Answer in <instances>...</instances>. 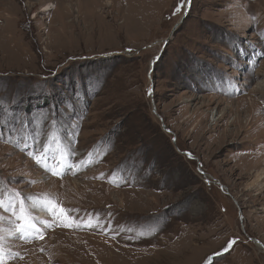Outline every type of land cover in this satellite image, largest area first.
Listing matches in <instances>:
<instances>
[{
    "label": "rangeland",
    "instance_id": "rangeland-1",
    "mask_svg": "<svg viewBox=\"0 0 264 264\" xmlns=\"http://www.w3.org/2000/svg\"><path fill=\"white\" fill-rule=\"evenodd\" d=\"M180 3L0 0L4 264H264V0Z\"/></svg>",
    "mask_w": 264,
    "mask_h": 264
},
{
    "label": "snow or ice",
    "instance_id": "snow-or-ice-1",
    "mask_svg": "<svg viewBox=\"0 0 264 264\" xmlns=\"http://www.w3.org/2000/svg\"><path fill=\"white\" fill-rule=\"evenodd\" d=\"M190 4V0H181V3L177 5L175 11L180 12L181 9L185 6ZM149 94H151V89L149 90ZM48 150L45 149V151L39 155V158H37V153H29L33 156L36 163L38 165H42L46 171L52 172L53 175H62L60 171L57 170L56 167H53L49 164V160L51 159L48 157ZM56 164L59 165V167H63L64 165L60 163L59 161H56ZM15 197L17 199H9L8 203L6 204L3 199H0V208L4 209V211L11 212L13 217L15 219L12 221V223L15 224V230L16 232H19L21 236H37L41 235L42 228L38 226L37 221L39 220L38 217L32 215V210L27 207L24 203V199L20 198L19 192L15 193ZM27 199L31 200V197H28ZM40 207L42 210L49 211L54 217H63L65 220L70 219L67 217L66 212L67 210L60 208L57 204L50 200L40 201L35 200L32 201V208ZM0 219H3V217H0ZM41 224H43L45 227L51 226V222L49 221H40ZM71 226V225H66ZM80 226V225H77ZM86 227H93L91 223L84 225ZM12 232H9V235H12ZM236 242L235 239H232L228 242L227 246L224 248V251H228L232 245ZM219 255V253L217 254ZM0 264H4L3 260V251L0 250Z\"/></svg>",
    "mask_w": 264,
    "mask_h": 264
},
{
    "label": "water",
    "instance_id": "water-1",
    "mask_svg": "<svg viewBox=\"0 0 264 264\" xmlns=\"http://www.w3.org/2000/svg\"><path fill=\"white\" fill-rule=\"evenodd\" d=\"M190 1H191V0H190ZM188 5H189V4H188ZM187 12H188V8H186V10H185V12H184V15L182 16L180 22H178V23L174 26V28H173V30H172V32H171L170 37H171V36L173 35V33L176 31V29L178 28V26L182 23V20L185 19V17L187 16ZM170 37L167 38V39H165V40L163 41V47H162V49L159 51L158 55H156V57H155L154 59L151 60L150 72L153 71V69H154V64H155L157 61H159L160 57L162 56V52H163L162 50H163V49L165 48V46L168 44V42H169V40H170ZM149 75H151V74L149 73ZM153 112H154L155 114H157V110H156V107H155V106H153ZM163 129L166 130L167 132L171 133L170 129H168L165 125H163ZM185 153H186V155L191 156L192 158H195V157L192 156L190 153H188V152H185ZM198 171H200L203 175L206 176V174L204 173V171L202 170V168H201L200 166H198ZM218 184L220 185V187H221L222 189H226V186L222 185L220 182H218ZM254 241L257 242V244H258L259 246H261L262 249L264 250V244H262L260 241H258V240H256V239H255Z\"/></svg>",
    "mask_w": 264,
    "mask_h": 264
},
{
    "label": "bare ground",
    "instance_id": "bare-ground-1",
    "mask_svg": "<svg viewBox=\"0 0 264 264\" xmlns=\"http://www.w3.org/2000/svg\"><path fill=\"white\" fill-rule=\"evenodd\" d=\"M106 3V7H111L112 6V0H105ZM51 6L48 4L43 8V11H46L50 8ZM156 57V56H155ZM259 166L255 167L256 170H254L253 172H256V181L259 182L261 180L264 179V168H258ZM204 173H206L204 171ZM210 178V177H209ZM36 210V209H35ZM38 215H42V212L36 210ZM256 243V242H255ZM257 244V243H256ZM260 247V246H259Z\"/></svg>",
    "mask_w": 264,
    "mask_h": 264
}]
</instances>
